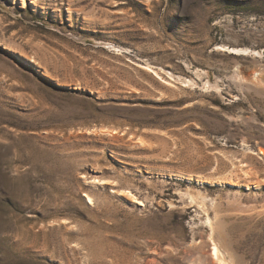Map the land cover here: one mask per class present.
<instances>
[{"label": "rangeland", "instance_id": "obj_1", "mask_svg": "<svg viewBox=\"0 0 264 264\" xmlns=\"http://www.w3.org/2000/svg\"><path fill=\"white\" fill-rule=\"evenodd\" d=\"M33 2L0 0V264H264V0Z\"/></svg>", "mask_w": 264, "mask_h": 264}, {"label": "bare ground", "instance_id": "obj_2", "mask_svg": "<svg viewBox=\"0 0 264 264\" xmlns=\"http://www.w3.org/2000/svg\"><path fill=\"white\" fill-rule=\"evenodd\" d=\"M20 1L23 2V0H20ZM32 3H34L33 0H32ZM141 142L143 143V141H141ZM258 153L259 154H264V151L262 149H259ZM258 185L259 184L256 182L255 186H258ZM86 199L88 200L89 203H91L92 200H91V198L89 196L86 197ZM207 220H208L207 221L208 225L210 226V229L212 230L214 228L213 227V222L209 218ZM212 236L213 235L210 234V241H211V246H212L211 247L212 264H232V262L230 260H228L227 257L225 256V254L222 252V250H221L220 246L218 245V243L212 239L213 238Z\"/></svg>", "mask_w": 264, "mask_h": 264}]
</instances>
